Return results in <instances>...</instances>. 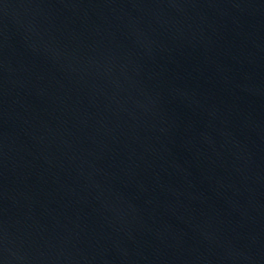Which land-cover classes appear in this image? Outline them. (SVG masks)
Returning a JSON list of instances; mask_svg holds the SVG:
<instances>
[{"label":"water","instance_id":"water-1","mask_svg":"<svg viewBox=\"0 0 264 264\" xmlns=\"http://www.w3.org/2000/svg\"><path fill=\"white\" fill-rule=\"evenodd\" d=\"M0 264H194L156 0H0Z\"/></svg>","mask_w":264,"mask_h":264}]
</instances>
